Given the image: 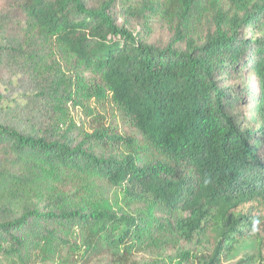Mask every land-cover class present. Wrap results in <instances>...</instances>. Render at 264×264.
I'll use <instances>...</instances> for the list:
<instances>
[{"label":"trees","instance_id":"obj_1","mask_svg":"<svg viewBox=\"0 0 264 264\" xmlns=\"http://www.w3.org/2000/svg\"><path fill=\"white\" fill-rule=\"evenodd\" d=\"M178 235L264 264V0H0V264Z\"/></svg>","mask_w":264,"mask_h":264},{"label":"rangeland","instance_id":"obj_2","mask_svg":"<svg viewBox=\"0 0 264 264\" xmlns=\"http://www.w3.org/2000/svg\"><path fill=\"white\" fill-rule=\"evenodd\" d=\"M151 28L153 30L151 40L155 42L159 40L158 38L167 40L168 32L159 26L158 21L151 23ZM172 240L170 244H159L138 254L134 261L135 264H202L204 257L208 255L211 249L207 238L189 240L184 235H178ZM256 250L257 241L255 238L244 240L221 264H235L241 259L252 256L255 258L254 260H261L257 257ZM258 263L257 261L253 262V264Z\"/></svg>","mask_w":264,"mask_h":264}]
</instances>
